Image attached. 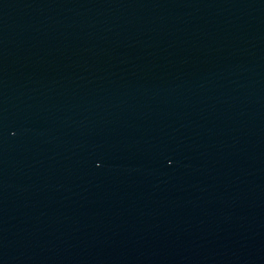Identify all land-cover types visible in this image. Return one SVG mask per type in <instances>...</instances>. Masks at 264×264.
I'll return each mask as SVG.
<instances>
[{
	"label": "water",
	"instance_id": "1",
	"mask_svg": "<svg viewBox=\"0 0 264 264\" xmlns=\"http://www.w3.org/2000/svg\"><path fill=\"white\" fill-rule=\"evenodd\" d=\"M0 264H264V0H0Z\"/></svg>",
	"mask_w": 264,
	"mask_h": 264
}]
</instances>
